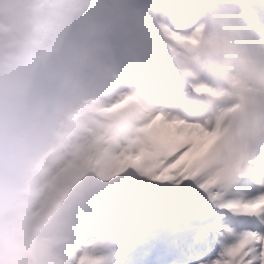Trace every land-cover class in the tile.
<instances>
[{"label":"clouds","instance_id":"1","mask_svg":"<svg viewBox=\"0 0 264 264\" xmlns=\"http://www.w3.org/2000/svg\"><path fill=\"white\" fill-rule=\"evenodd\" d=\"M129 92L139 103L115 107ZM141 108L215 132L210 176L264 167V14L251 0H0V264H78Z\"/></svg>","mask_w":264,"mask_h":264},{"label":"snow or ice","instance_id":"2","mask_svg":"<svg viewBox=\"0 0 264 264\" xmlns=\"http://www.w3.org/2000/svg\"><path fill=\"white\" fill-rule=\"evenodd\" d=\"M137 103L129 92L115 107ZM214 138L197 120L141 108L118 151L94 144L102 176L131 179L108 216H88L78 264H264V167L207 175L200 157ZM158 249L173 259H151Z\"/></svg>","mask_w":264,"mask_h":264},{"label":"bare ground","instance_id":"3","mask_svg":"<svg viewBox=\"0 0 264 264\" xmlns=\"http://www.w3.org/2000/svg\"><path fill=\"white\" fill-rule=\"evenodd\" d=\"M251 3H255V0H251ZM262 9L264 10V4H262ZM169 257L170 255H168L166 251L163 249H158L151 254V259L153 260H157V259H167L168 260Z\"/></svg>","mask_w":264,"mask_h":264}]
</instances>
